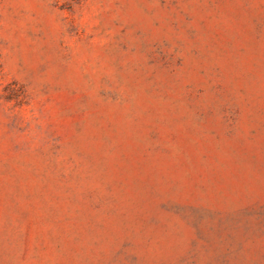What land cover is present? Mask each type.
<instances>
[{
    "label": "rangeland",
    "instance_id": "374dc122",
    "mask_svg": "<svg viewBox=\"0 0 264 264\" xmlns=\"http://www.w3.org/2000/svg\"><path fill=\"white\" fill-rule=\"evenodd\" d=\"M0 264H264V0H0Z\"/></svg>",
    "mask_w": 264,
    "mask_h": 264
}]
</instances>
